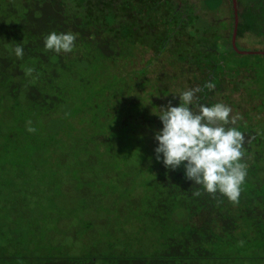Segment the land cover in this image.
<instances>
[{
	"label": "trees",
	"instance_id": "16d2710c",
	"mask_svg": "<svg viewBox=\"0 0 264 264\" xmlns=\"http://www.w3.org/2000/svg\"><path fill=\"white\" fill-rule=\"evenodd\" d=\"M209 1L0 0L3 262L264 264V0ZM53 31L74 49L45 50ZM196 87L244 135L236 203L155 158L152 108Z\"/></svg>",
	"mask_w": 264,
	"mask_h": 264
},
{
	"label": "clouds",
	"instance_id": "9594fccd",
	"mask_svg": "<svg viewBox=\"0 0 264 264\" xmlns=\"http://www.w3.org/2000/svg\"><path fill=\"white\" fill-rule=\"evenodd\" d=\"M77 37L72 32H50L44 36V49L55 53L71 52ZM17 58H22L23 47L18 43L13 49ZM33 68L26 67L25 75H31ZM204 87H215L212 81ZM201 88H189L178 92L179 103L173 106L156 107L152 113L157 115L162 127L154 131L157 146L155 158L165 168L175 170L181 165L184 175L193 184L200 186L207 193L219 192L233 203L238 202L240 186L247 175V165L243 161L242 148L244 135L236 127L237 117L230 115L229 105L216 102L210 105L198 103L197 93ZM26 130L34 132L29 120ZM199 196L200 190L192 193Z\"/></svg>",
	"mask_w": 264,
	"mask_h": 264
},
{
	"label": "rangeland",
	"instance_id": "374dc122",
	"mask_svg": "<svg viewBox=\"0 0 264 264\" xmlns=\"http://www.w3.org/2000/svg\"><path fill=\"white\" fill-rule=\"evenodd\" d=\"M215 2H217V0L209 1V2L206 3V5L207 6L208 5H215L216 6L217 4H215ZM223 27L225 29V26H223ZM243 37H244V39L246 38L244 35H243ZM251 38H254L255 39V37H251ZM222 42H225V41H222ZM222 42H221V45L223 46ZM240 48H241V45H240ZM251 59H253V61L255 63L264 64V57H261L259 55H255L254 57H251ZM255 116L257 117V119H259L261 117H264V113L261 114V115L260 114H255ZM16 252L18 253V256L15 259H12L13 260L12 262H14L16 260H20L18 262H14V263H16V264H37V263H35L36 260L34 259L35 257L33 256L34 253H31L32 252L31 250L30 251H27L25 249L18 248V249L15 250V253ZM5 257H7V256H0V264H6L5 262H3V260H5L6 262L7 261L8 262H11L10 259H7V260L6 259H3ZM24 258H26L25 261H22ZM29 258H31V259H29Z\"/></svg>",
	"mask_w": 264,
	"mask_h": 264
},
{
	"label": "water",
	"instance_id": "95a60500",
	"mask_svg": "<svg viewBox=\"0 0 264 264\" xmlns=\"http://www.w3.org/2000/svg\"><path fill=\"white\" fill-rule=\"evenodd\" d=\"M235 40V35L233 36V41Z\"/></svg>",
	"mask_w": 264,
	"mask_h": 264
}]
</instances>
